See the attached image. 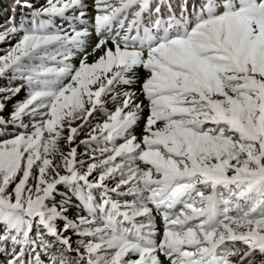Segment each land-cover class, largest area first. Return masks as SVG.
<instances>
[{"label": "snow or ice", "instance_id": "1", "mask_svg": "<svg viewBox=\"0 0 264 264\" xmlns=\"http://www.w3.org/2000/svg\"><path fill=\"white\" fill-rule=\"evenodd\" d=\"M19 6L0 264H264V0Z\"/></svg>", "mask_w": 264, "mask_h": 264}, {"label": "trees", "instance_id": "2", "mask_svg": "<svg viewBox=\"0 0 264 264\" xmlns=\"http://www.w3.org/2000/svg\"><path fill=\"white\" fill-rule=\"evenodd\" d=\"M34 1H39V0H34ZM89 3H91V0H88ZM15 1L14 0H0V25L5 24V22L7 21L8 17L10 15H14V8H15ZM22 8L19 6L17 10H21ZM17 17H19V14L17 15ZM3 82L0 81V84H2ZM141 133V131H137V135L139 136ZM86 138V133H82V135H80L79 139H85ZM76 143H79V140H77ZM63 150H65L64 148H62ZM79 151H83V147H81L80 149H78ZM87 159V158H85ZM61 191L63 192L64 189L61 188ZM57 199L59 200V197H57ZM75 211V210H73Z\"/></svg>", "mask_w": 264, "mask_h": 264}, {"label": "rangeland", "instance_id": "3", "mask_svg": "<svg viewBox=\"0 0 264 264\" xmlns=\"http://www.w3.org/2000/svg\"><path fill=\"white\" fill-rule=\"evenodd\" d=\"M43 2H44V0H42L40 3H37V4H43ZM138 131H141V130H138ZM61 148H64L65 149L64 151L68 150V146L63 141L61 142Z\"/></svg>", "mask_w": 264, "mask_h": 264}]
</instances>
